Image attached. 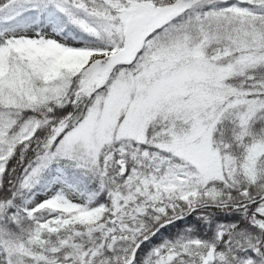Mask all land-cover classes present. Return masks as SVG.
<instances>
[{
  "label": "snow or ice",
  "instance_id": "1",
  "mask_svg": "<svg viewBox=\"0 0 264 264\" xmlns=\"http://www.w3.org/2000/svg\"><path fill=\"white\" fill-rule=\"evenodd\" d=\"M0 264H264V0H0Z\"/></svg>",
  "mask_w": 264,
  "mask_h": 264
}]
</instances>
